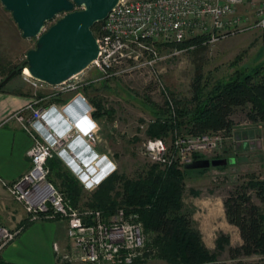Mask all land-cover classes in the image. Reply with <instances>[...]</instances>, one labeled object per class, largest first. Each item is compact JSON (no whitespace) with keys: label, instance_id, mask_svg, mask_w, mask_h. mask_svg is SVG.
<instances>
[{"label":"built area","instance_id":"2783aa9c","mask_svg":"<svg viewBox=\"0 0 264 264\" xmlns=\"http://www.w3.org/2000/svg\"><path fill=\"white\" fill-rule=\"evenodd\" d=\"M245 2L119 0L94 35L98 54L89 66L99 72L98 78L81 80L80 72L52 86L22 69L23 78L31 87L36 90L51 88L53 93L35 98L7 118L21 125L31 136L32 145L27 152L29 169L16 180L4 184L11 197L22 205L28 222L58 220L65 224L68 244L64 248L57 242L52 244L55 264H132L145 247V233L138 214L118 207L106 216L102 210L86 204L74 206L48 179L46 162L53 155L70 166L86 192L96 189L117 170L113 158L94 147L100 141L99 126L92 115L95 106L83 89L97 79L121 75L144 64L152 66L157 57L140 62L141 49H149L157 40L181 41L194 34H203L206 36L204 44L213 45L250 30L264 31V1L257 4L252 14L238 11ZM147 40L150 43H146ZM65 94H72V99L61 106L55 102L39 105L50 96ZM64 125L69 128L59 135L58 129H64ZM222 134L207 132L193 136L174 131L169 139L147 138L141 150L153 164L184 168L194 160V154L213 149ZM78 138L84 146L75 143ZM18 232L0 221V251Z\"/></svg>","mask_w":264,"mask_h":264},{"label":"rangeland","instance_id":"374dc122","mask_svg":"<svg viewBox=\"0 0 264 264\" xmlns=\"http://www.w3.org/2000/svg\"><path fill=\"white\" fill-rule=\"evenodd\" d=\"M60 16L47 22L43 31ZM36 40V37L30 39L22 37L11 13L0 2V81L11 71L18 70L26 59L27 50L35 47ZM157 42L163 41L157 40ZM149 47L147 50L141 49L140 62L155 56L157 60L152 66L144 64L121 75L97 79L83 89L90 101L95 98L103 106L99 121L95 118L99 126L98 143L105 153L114 158L116 172L127 178L143 175L150 166L154 165L144 157L141 150L144 140L157 137L148 135L147 129L157 117L164 118L166 100L173 98L182 104L187 103L186 100L191 96L189 85L197 67L200 66L207 82L212 83L217 79L229 77L237 68L252 71L264 65V31L257 29L207 45L204 50L190 49L177 52L174 49L158 47L155 43ZM99 76V72L89 66L82 71L79 78L94 80ZM5 86L13 89H22L25 86L28 91L36 93L37 97L47 93L49 96L53 93L51 88L36 90L31 87L23 78L22 70L12 76ZM66 96L72 94H65ZM53 98L63 100L60 95H53L46 98L47 104L56 100ZM109 110L111 114L108 115L105 111ZM233 120L235 125L231 131L222 134L213 149L200 154L209 159L226 158L229 159V163L224 166H211L205 170L186 169L182 177L183 209L190 213L192 226L199 231L204 245L218 253L216 261L223 263H232L233 260L227 253V245H224L222 252L215 249L216 240L223 235L228 237L230 245H236L240 237L238 230L225 219L222 200L235 186L250 178H261L264 174L262 125L245 122L241 114H234ZM174 131L178 134H186L173 129L163 137L169 139ZM57 158L61 165V173L75 177L70 166L59 156ZM230 159H233L232 163ZM166 167L168 166H159L161 169ZM88 193L90 192L83 195L88 197ZM253 201L262 207L256 197H253ZM53 222L62 232L63 223L58 220ZM154 240V235L149 237L145 234V247L135 264H166L157 258ZM244 259L264 264V255H253Z\"/></svg>","mask_w":264,"mask_h":264},{"label":"trees","instance_id":"16d2710c","mask_svg":"<svg viewBox=\"0 0 264 264\" xmlns=\"http://www.w3.org/2000/svg\"><path fill=\"white\" fill-rule=\"evenodd\" d=\"M101 24L102 21L93 25L94 35ZM205 40V35L194 34L181 41L153 43L174 50L197 51L205 49ZM22 64L17 73L22 70ZM189 92L191 96L185 104L173 98L166 100L164 118L157 117L149 125L148 135L163 137L173 129L193 136L207 132L228 134L235 125L233 115L241 114L245 122L262 125L264 138V65L252 71L237 68L229 77L212 83L207 82L199 66L191 79ZM91 101L95 105L92 115L98 117L103 106L95 98ZM105 112L111 114V110ZM193 158L204 157L194 154ZM46 166L48 179L74 206L86 204L102 210L106 216L118 207L138 214L145 234L154 235L157 258L166 264H258L244 258L264 255V174L235 186L222 200L225 217L228 223L237 227L241 238L239 245H230L228 237L223 235L216 240L215 249L222 252L227 245V253L233 260L232 263H223L216 261L218 253L204 245L199 231L192 226L190 213L183 209L182 177L186 169L175 166L161 169L154 164L136 178H127L115 171L87 197L76 177L61 173L57 156L49 158ZM262 167L264 173V150ZM253 197L261 202L262 207L253 201ZM0 264L20 263L6 261L0 254Z\"/></svg>","mask_w":264,"mask_h":264},{"label":"water","instance_id":"95a60500","mask_svg":"<svg viewBox=\"0 0 264 264\" xmlns=\"http://www.w3.org/2000/svg\"><path fill=\"white\" fill-rule=\"evenodd\" d=\"M118 1L0 0L11 13L22 37L37 38L35 47L26 52L22 69L26 67L32 77L52 86L82 72L96 59L98 45L92 27L103 21ZM58 15L61 16L43 31L45 24ZM16 73V70L11 71L0 82V88ZM43 132L47 134L45 129ZM68 161L72 163V159ZM230 161L232 163L233 159ZM227 163L226 158H200L184 168L205 169Z\"/></svg>","mask_w":264,"mask_h":264},{"label":"crops","instance_id":"0c3cea01","mask_svg":"<svg viewBox=\"0 0 264 264\" xmlns=\"http://www.w3.org/2000/svg\"><path fill=\"white\" fill-rule=\"evenodd\" d=\"M263 1L246 0L244 4L239 6L238 11L252 14L257 4ZM64 97L65 95H62L63 100L54 102L61 106V104L63 105L72 99V96ZM35 98H37L36 93L28 91L25 86L22 89L4 86L0 91V221L10 229L19 230L15 239L3 249L1 256L6 261L20 264H55L52 244L57 242L61 248L67 246L65 224H62L61 229L63 230L60 232L57 224L53 222L54 220L34 221L36 224L26 221L27 215L22 205L11 197L4 184L16 180L29 169L30 158L27 152L32 145L31 136L21 125L13 120L7 121V118L13 112L31 104ZM47 102L45 99L39 105H47ZM73 103L76 105V100ZM94 118L98 121L100 119L99 116ZM64 126L67 130L68 127ZM64 131L63 128L58 129L59 133ZM75 142L82 144L79 138ZM94 147L98 152H104L100 143ZM45 221L47 222L45 223ZM231 226L237 229L236 226ZM240 243L241 238L236 245Z\"/></svg>","mask_w":264,"mask_h":264},{"label":"bare ground","instance_id":"6f19581e","mask_svg":"<svg viewBox=\"0 0 264 264\" xmlns=\"http://www.w3.org/2000/svg\"><path fill=\"white\" fill-rule=\"evenodd\" d=\"M24 73H26V74H29V71H28V69L25 67L24 68V71H23ZM68 128H69V126H67ZM67 128V129H68ZM59 133V132H58ZM64 133V132H63ZM63 133H59V135H62ZM76 154V153H75Z\"/></svg>","mask_w":264,"mask_h":264},{"label":"clouds","instance_id":"9594fccd","mask_svg":"<svg viewBox=\"0 0 264 264\" xmlns=\"http://www.w3.org/2000/svg\"><path fill=\"white\" fill-rule=\"evenodd\" d=\"M64 129H66V128H64Z\"/></svg>","mask_w":264,"mask_h":264}]
</instances>
